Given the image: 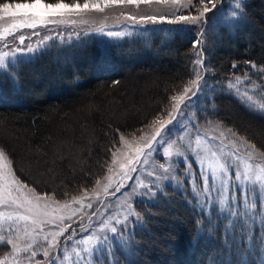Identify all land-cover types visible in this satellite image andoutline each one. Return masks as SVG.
Here are the masks:
<instances>
[{
  "label": "trees",
  "instance_id": "16d2710c",
  "mask_svg": "<svg viewBox=\"0 0 264 264\" xmlns=\"http://www.w3.org/2000/svg\"><path fill=\"white\" fill-rule=\"evenodd\" d=\"M29 2L31 0H2L12 5ZM64 2L83 3L84 0ZM216 2L218 9H226L229 3L228 0ZM243 3L246 16L239 27L225 30L215 39L210 37L207 42V62L215 69L214 73H209L215 81L210 93L214 103H203L202 109L207 108L205 124L231 128L264 151V115L250 111L225 84L227 80H234L233 72L244 75L249 67L245 61L264 65V0H243ZM189 12L194 14L193 9L183 13ZM193 37L194 30L186 29L149 41L132 38L106 45L107 48L98 43H86L75 49L63 47L49 53L45 51L40 57L20 65L18 87L10 82L0 83V148L6 150L15 175L37 194H48L59 201H71L91 191L106 174L113 157L111 151L116 150L120 136L136 137L147 130L144 126L165 108L169 97L179 94L187 85L193 75L195 50L190 48ZM233 63L237 64L236 69H232ZM248 74L264 84L257 70ZM68 123L70 128L75 125L73 130L69 128L72 132L67 129ZM64 127L67 128L64 130ZM63 142H67V147H62ZM53 145L59 147L55 152ZM56 151L61 161H52ZM72 151L79 153L75 154L76 158L80 157L79 170L77 165H71L73 160L68 161L75 156ZM18 153L23 158L18 157ZM17 164L23 166L18 169ZM190 198L187 193L177 192L160 196L150 209L152 214L148 217L146 233H138L140 251L134 259L139 264H238L239 259L233 258L232 249L247 253L244 245L233 246L232 241H228L231 256L227 261L222 259L226 253L224 239L219 231H197L194 221L198 216L185 202ZM5 247L9 248L0 246V260L7 255ZM117 260L119 264H128L118 246Z\"/></svg>",
  "mask_w": 264,
  "mask_h": 264
},
{
  "label": "snow or ice",
  "instance_id": "6c2138e0",
  "mask_svg": "<svg viewBox=\"0 0 264 264\" xmlns=\"http://www.w3.org/2000/svg\"><path fill=\"white\" fill-rule=\"evenodd\" d=\"M153 3L178 6V11L180 8L194 10V14L193 12L188 14L181 12L167 19L169 24H182L194 29V37L190 41V48L195 50L192 60L193 75L189 77L187 85L182 91L179 94L171 95L165 108L153 118L150 124L144 126L150 130L149 133L139 137L141 141L145 142L148 149L142 163L147 164L148 158L152 157L154 160L160 161L158 168L153 166L152 170L147 171L145 180L140 179L139 171L141 169L131 166L127 168V171H124L123 165L121 166L120 180L115 185L112 183L110 175L105 177L108 184L103 188L104 193L107 194L109 188L114 187L112 195L118 199L125 198L123 204L115 207L123 210L109 212L103 219L95 221V227L92 224L87 227L80 224L79 228L73 229L65 236L64 234L71 224L65 226L63 221L65 219L72 221L78 210L72 209L70 204L65 202L63 205L64 214L52 217L45 202V196L48 194H37L33 188L25 185L15 175L13 168L8 163L9 157L6 150L0 148V162H3L0 164V207L8 209V211H0V246H10V249L4 248L7 255L3 260H0V264H63L64 260L69 259V247L71 253L76 257L75 264H119L117 246L128 264H139L134 259L137 252L140 251L137 246L138 233H146L148 217L152 214L150 209L158 202L160 196L166 195L168 186L184 188L190 185L191 198L185 202L198 216V219L194 221L198 232L219 231L227 250L230 247L229 238L234 237L237 230L245 233V229H248V232L243 236V241L248 246H253L254 237L250 234V226L255 225L258 218L264 223V212L256 210L258 204L261 209H264V163H254L253 157L258 156L264 160V151L231 128L221 131L219 145L215 146V150L213 147H205L204 154L201 155L196 149H192L195 153V160L199 161L200 165H204L205 161H208L211 168V183L209 176L201 172L199 175L202 183L190 179L188 185L181 180L182 173L175 169L170 171L171 163H178V161L166 163L164 159L171 155L169 149L173 145H176L178 157L183 158L187 150H182L176 144L177 137H174L172 133V128L179 127L178 118L190 123L191 130L196 135L197 148L200 147L201 121L208 122L204 117L207 108L201 109L200 97H205L203 102L205 105L214 103L212 99H209V96L214 89L215 81H210L208 75L210 72L214 73L215 69L207 62V42L210 37L215 39L221 32L239 27L246 16V5L243 0H235L234 7L230 8L227 13L217 8L216 0H84L83 3H66L64 0L46 3L45 0H31L29 3H16L15 5L2 3L0 12L23 18L21 23L13 25V28L36 29L38 26L86 23V21H78L73 17H82L83 14L91 11L104 13L106 9L113 7L134 6L139 8L141 5ZM126 19L132 22L139 20L140 23L150 21L154 24L157 19L163 21L166 17L127 15ZM8 31L11 33V29ZM96 31L109 38L135 35L133 32H105L103 28ZM30 35L40 36L41 34L33 32ZM59 35L61 33L57 32V36ZM25 38V35L21 34L18 37L19 44L16 46H13L15 39L11 42L4 40L3 48L8 50H0V83L10 82L13 87H18V78L21 75L19 66L31 62L33 58L43 54L50 46H55V44H48V41L53 40V37L48 34L41 36V39L35 42V47L33 43L25 44ZM77 38H79V34H77ZM105 48H107L106 45ZM245 63L249 67L245 70L244 75H236L233 72L234 80L225 81L226 88L229 90L235 88L237 92H241L237 85L241 81H246L247 84L242 92V95L246 97L245 106L250 111L264 115V85L258 84L248 74L255 69L264 80V65H257L251 60L245 61ZM231 67L236 69L237 64L233 63ZM257 89L259 90L257 91ZM257 99L261 103L256 104ZM217 127L219 126L217 125ZM179 131V139H183V133L188 129L179 128ZM216 139V137H212L208 143L211 144ZM225 140L228 141L227 144H225ZM120 141L125 145L129 143L124 135L120 136ZM187 147L191 149V144L189 143ZM158 153L159 156H157ZM119 154L118 149L111 151L113 157ZM139 154L140 150H138ZM225 156L231 157V161L223 159ZM115 162V160L112 161L113 164ZM137 163H141V161L138 160ZM192 163L193 161L189 160L183 167L191 169ZM128 164L131 165L132 161L129 160ZM108 172H112L111 167L108 168ZM173 181L175 184L172 183ZM99 187L100 181L98 180L97 189ZM138 188L144 190L138 191ZM93 191L95 192L96 189ZM87 195L88 192L85 191L81 197H73L71 203L79 204ZM101 204L105 208L109 206L103 202ZM88 207L91 208V203ZM99 208L100 205L90 215H84H88V219L92 220L94 216L98 215ZM49 224L54 225L58 230L46 231ZM81 230L90 234L87 237L75 239ZM41 235L43 242L40 239ZM62 236L64 237L63 241L59 239ZM69 241H74V243L69 244ZM260 246L264 248V239H261ZM41 249H43V259H37ZM22 253L25 255H21Z\"/></svg>",
  "mask_w": 264,
  "mask_h": 264
},
{
  "label": "rangeland",
  "instance_id": "374dc122",
  "mask_svg": "<svg viewBox=\"0 0 264 264\" xmlns=\"http://www.w3.org/2000/svg\"><path fill=\"white\" fill-rule=\"evenodd\" d=\"M228 1L229 3H227L228 6L226 9H224L223 7L219 8L225 13H227L230 10V8H233L235 5V0H228ZM177 8L178 6H173L171 4H163V3H160V4L153 3L151 5H141L139 8H136L134 6H128V7H123V8L113 7V8L106 9L104 13H97L95 11H91L89 13L83 14L82 17H73V19H76L78 21L83 20V21H86V23L78 22L75 25H72V24L63 25L62 24L58 26L49 25L47 27L38 26L36 29H29L26 27L13 28V25H19L21 21L23 20V18L5 15L4 13L0 12V50L2 51L8 50V49L3 48L4 40L11 42L15 39V44L13 46L18 45L19 44L18 37L21 34H24L26 37L25 44L33 43L34 47L36 46L35 42L39 41L41 39V36L45 34L51 35L53 37V40L48 41L49 42L48 44L49 45L55 44V46L54 47L50 46L49 47L50 49H47L46 51L48 50L52 51V50H59L63 47L65 48V46L68 48H73V49L80 48L86 43H98V45L100 46L101 45L105 46V45H109L113 43L118 44L126 40H131L132 38H141L144 41H149L153 37H158V36L169 37L175 34L176 32H181L186 29L192 30L193 28L189 26H183L182 24H169L167 22V19H170L173 16L178 15L181 12L183 13L187 10L184 8H180L178 11ZM127 15H133L136 17L157 16V17H166V19L163 21L157 19L156 23L154 24L150 21L146 23H140L139 20H137L136 22L128 21L126 19ZM101 28H103L105 32L107 31L120 32V33L133 32L135 33V35L131 37L124 36L123 38H109L107 36H103L97 33L96 30L101 29ZM9 29H11V33H9L8 31ZM33 32H39L41 35L40 36L30 35ZM57 32H60L61 35L57 36ZM77 34H79V38H77ZM208 79L212 81L211 75H208ZM257 83L260 84L259 82ZM246 84H247L246 81H241L237 85V87L241 89V92H237L235 88L231 89L232 93L235 94V97L241 100L245 104H246V97L242 95V92ZM258 90L259 89H257V91ZM204 99L205 97L203 96L200 97L201 109H202ZM209 99H210V96H209ZM259 103H261V101L257 99L256 104H259ZM201 123H202V127L200 129L201 142H200V147L197 148L196 135L191 130L190 123L186 120L178 118L179 127L172 128V133L174 137H177L176 144L179 145L182 150L183 149H187V150L185 151L183 158L178 157L176 155V145H173V147L169 149L171 155L166 156L164 158L166 163L178 161V163H171L170 171L175 169L177 172L182 173L181 180L184 181L186 185H188V182L190 179L196 180L197 182H201L200 175H199V173L201 172L209 176L210 183H211V168L208 165V161H205L204 165H200V162L195 160V153L192 151V149H196V151L200 152L201 155L204 154L203 149L205 147H213L215 150V146L219 145L220 132L227 130L223 128L222 126L215 124V123L213 124L212 123L205 124L203 122ZM217 125L219 127H217ZM179 128L188 129V131H185L183 133V139H179V136H180ZM149 131L150 130L147 129L144 132H142L140 135L149 133ZM140 135L136 136L135 139H133V137L125 138L126 140L129 141L127 145H125L122 141H119L116 150L118 149L120 154L117 155L116 157H112L110 166H109L112 168V172L109 173L107 169L104 177L100 179L99 189H97V184H95L93 189H96V191L94 192L93 189L89 191L87 197H84L81 200V203L79 204L71 203L72 200L71 201H59V200H55V198H53L52 196H49V195L45 196V202L48 205V210L51 213L52 217H56V216L64 214L65 209L63 208V205L65 202H68L72 209L78 210L77 215L73 216L72 221H69L67 219L63 221L65 226H68L69 224H71V227H69L68 231L65 232L64 234L65 236H67L69 232H72L73 229L79 228L80 224H83L85 227H87L89 224H92V226L95 227V221L99 219H103L109 212L116 211V210H121V211L123 210V209H117L115 207L119 204H123L125 198L120 197L118 199L116 196H113L112 193L115 190L114 187L109 188L107 194L104 193L103 188L105 185L108 184V180L105 179V177L110 175L112 179V183L115 185L120 180V176L122 173L121 166L123 165L124 171H127V168L131 166H135L138 169H141L139 171L140 179L145 180L147 177V171L152 170L153 166L158 168L160 161L158 159L154 160V158L152 157L148 158L147 164L142 163L148 149H147V145L145 144V142L139 139ZM212 137H216L217 139L215 141H212L211 144H209L208 142ZM189 143L191 144V149H188L187 147ZM227 143L228 141L225 140V144ZM57 149L58 148L56 146L55 150ZM138 150H140L139 155H138ZM58 154L59 153L57 152V158L56 156L53 157L54 160L59 159L61 155L59 154L60 155L59 156ZM242 154H243V149H242ZM159 155L160 154L158 153L157 156ZM71 158L70 160L73 159ZM75 158L76 157H74L73 159L75 161H72V163H75L76 160L78 159L77 164L78 163L80 164L79 162L80 157H78L77 159ZM223 159L231 161L232 158L229 156H225L223 157ZM113 160L116 161L115 164L112 163ZM129 160L132 161L131 165L128 164ZM138 160L141 161V163H137ZM189 160L193 161L191 169H185L183 165L186 164ZM253 162L254 163H264V160H261V158L258 156H254ZM2 163L3 162H0V164ZM172 183L175 184V181H173ZM143 190H144L143 188H138V191H143ZM168 192L187 193L191 197L190 185L184 188H173L171 186H168L166 193ZM101 202L109 206L105 208L103 207ZM89 203H91V208L88 207ZM98 205H100L98 215L94 216L92 220H89L88 215L96 211ZM256 210L260 212H264V209H261L259 204L257 205ZM0 211H8V209L0 207ZM84 214H88V215H84ZM21 224H23V222H21ZM250 227H251L250 234L254 237L253 246L250 247L243 241V236L245 235V233L248 232V229H245V233H241L239 230H237V234L234 237H230L228 241H232L231 243L233 246H237V244L244 245V247H246L247 253L242 254L241 253L242 251L237 252L234 249H232L233 253L231 254L233 255V258H237V260L239 259L238 264H264V248L260 246L261 239H264V223H262L260 219L258 218L256 224ZM56 230L58 229H56L54 225L52 224H49L46 227V231H56ZM89 234H90L89 232L81 230L78 232L75 239H79L81 237H87ZM108 234L110 235V233ZM40 239H41V242H43L42 235ZM59 239L63 241L64 237L62 236ZM68 243L73 244L74 241H69ZM78 247H83V246H78ZM230 250L231 249L227 248L224 257L222 258V259H225V261H227L228 260L227 258L231 256V254H229ZM42 251L43 249H41L40 254L37 255L36 257L37 259H43ZM53 251H55V249H53ZM68 252H69V259L64 260L63 264H75L76 257L74 254L71 253L70 247L68 249ZM21 255H25V254L22 253Z\"/></svg>",
  "mask_w": 264,
  "mask_h": 264
},
{
  "label": "bare ground",
  "instance_id": "6f19581e",
  "mask_svg": "<svg viewBox=\"0 0 264 264\" xmlns=\"http://www.w3.org/2000/svg\"><path fill=\"white\" fill-rule=\"evenodd\" d=\"M48 43H49V42H48ZM65 48H66V46H65ZM48 49H50V48H48ZM63 50H64V49H63ZM63 50H62V51H63ZM65 50H66V49H65ZM50 51H51V50H50ZM44 52H45V51H44ZM48 53H49V50H48ZM52 53H53V52H52ZM65 53H66V51H65ZM43 54H44V53H43ZM53 54L55 55V52H54ZM57 54H58V53H57ZM61 54H62V53H61ZM50 55H51V54H50ZM45 56H46V55H45ZM52 56H53V55H52ZM37 57H38V56H37ZM39 57H40V55H39ZM110 57H111V56H110ZM108 58H109V57H108ZM106 59H107V58H106ZM74 122H76V124H77L78 121H77V120H74ZM61 123H62V122H61ZM58 124L60 125V123H58ZM62 124L64 125V124H66V123L63 122ZM72 124H73V123H72ZM70 125H71V124H70ZM70 125H69V123H68V125H67L68 128H67V127H64V130H65V128L69 129V128H70V127H69ZM74 126H75V125L73 124V125L71 126V128L74 127ZM60 127H61V126H60ZM56 128H57V127H56ZM61 128H62V127H61ZM71 128H70V129H71ZM74 128H75V127H74ZM67 129H66V130H67ZM70 129H69V131L72 132L73 128H72V130H70ZM7 130H8V129H7ZM7 130H5V131H7ZM64 130H63V131H64ZM55 131L58 132V129H57V130L55 129ZM55 131H54V132H55ZM7 132H8V131H7ZM85 132H86V131H85ZM8 133H9V132H8ZM55 133H56V132H55ZM67 133L69 134V132H67ZM58 134H59V132H58ZM58 134H57V135H58ZM85 134H86V133H85ZM86 136H87V134L85 135V138H86ZM88 137H89V136H88ZM52 138H53V136H52ZM83 138H84V137H83ZM9 139H10V138H9ZM54 139H55V134H54ZM58 139H59V138H58ZM58 139H56V140H58ZM12 140H13V139H12ZM82 140H83V139H82ZM16 142H18V143L20 144L19 141L16 140ZM61 142H62V141H61ZM81 142H83V141H81ZM22 143H23V142H22ZM25 143H26V142H25ZM58 143H60L59 140H58ZM19 144H18V145H19ZM65 144H67V142H66ZM65 144H64V142H63V143H62V147H63ZM83 144H84V143H83ZM83 144H82V147H83ZM18 145H16V146H17L16 148H18ZM59 145H61V144H59ZM85 145H86V144H85ZM21 146H22V145H21ZM21 146H20V147H21ZM65 146H66V145H65ZM20 147H19V148H20ZM52 147L55 148V145H53ZM52 147H51V148H52ZM66 147H67V146H66ZM71 147H73V145L70 146V148H71ZM22 148H23V147H22ZM57 148H59V147H57ZM60 148H61V146H60ZM70 148H69V150H70ZM74 148H75V152H76V147H74ZM77 148H78V147H77ZM23 149H25V148H23ZM52 149H53V148H52ZM52 149H51V150H52ZM62 149H64V151L67 152V149H65V147L62 148ZM81 149H82V148H81ZM81 149H80V150L78 149V150H79V151H82ZM59 150H60V149H59ZM71 150H72V148H71ZM71 150H70V151H71ZM52 151H53V150H52ZM79 151H77V152H79ZM54 152H55V149H54ZM56 152H57V151H56ZM66 152H65V154H66ZM71 153L73 154L74 152L72 151ZM61 154H62V152H61ZM68 154H69V153H68ZM75 154H76V155H79V153H74L73 155H75ZM19 155L21 156V153H18V157H19ZM55 155H56V154H55ZM58 155H59V154H58ZM63 155H64V154H63ZM76 155H75L74 157H77ZM24 156H25V154H24ZM51 156H54V155L52 154ZM51 156H50V160H51ZM59 156H60V155H59ZM59 156H58V157H59ZM18 157H17V158H18ZM21 157L23 158V155H22ZM21 157H20V158H21ZM54 157H55V156H54ZM63 157H64V156H63ZM68 157H69V155H68ZM74 157L72 156V158H74ZM17 158H16V156H15V159H17ZM22 158H21V159H22ZM25 158H26V157H25ZM28 158H29V157H28ZM28 158H27V159H28ZM56 158H57V155H56ZM72 158H71V159H72ZM21 159H20V160H21ZM64 159H65V157H64ZM64 159H63L62 162H64ZM75 159H77V158H75ZM17 160H18V159H17ZM17 160H16V161H17ZM55 160H56V159H55ZM55 160H53V161H55ZM66 160H67V158H66ZM69 160H70V158L68 159V161H69ZM72 160H73V159H72ZM16 161H15V162H16ZM47 161H48V159H47ZM58 161H61V160H58ZM70 161H71V160H70ZM73 161H75V160H73ZM17 162H18V161H17ZM21 162L23 163V159H22ZM26 162H27V160H26ZM26 162H25V163H26ZM29 162H30V159H29ZM31 162H32V160H31ZM50 162H51V161H50ZM77 162H78V159L76 160L75 163H71V162H70V163H71V165H72L73 167H74L75 165H77V168H78L79 163L77 164ZM19 163H20V161H19ZM57 163H58V162H57ZM23 164H24V163H23ZM29 164H30V163H29ZM44 164H45V163H44ZM53 164H54V163H53ZM58 164H59V163H58ZM73 164H75V165H73ZM27 165H28V164H27ZM32 165H33V164H32ZM34 165H35V164H34ZM41 165H42V164H41ZM51 165H52V164H51ZM16 166H18L17 168L19 169V167H20V166H23V165H21V164L18 165V164H17ZM24 166H25V165H24ZM42 166H43V165H42ZM44 166H45V165H44ZM48 166H49V165H48ZM79 166L81 167V165H79ZM31 167H32V166H31ZM31 167H29V169H30ZM56 167H57V165H56ZM56 167H55V168H56ZM41 168H42V167H41ZM57 168H59V166H58ZM32 169H33V168H32ZM44 169H45V168H44ZM75 169H76V168H75ZM79 169H80V168H78V170H79ZM30 170H31V169H30ZM35 170H36V168H35ZM35 170H32V171H34L35 173H36V171H39V170H36V171H35ZM49 170H50V168H49ZM51 170H52V169H51ZM51 170H50V171H51ZM57 170H58V169H57ZM32 171H30V172H32ZM34 172H32V173H34ZM52 172H53V170H52ZM55 173H56V171H55ZM57 173H58V172H57ZM45 175H47V174H45ZM48 175H50V173H49ZM54 175H55V174H54ZM47 177H48V176H47ZM56 177H57V179H59V178H58V175H57ZM42 178H43V176H42ZM51 178H52V176H51ZM47 179H48V178H47ZM52 179H53V178H52ZM54 179H55V178H54ZM54 179H53V181H54ZM45 180H46V179H45ZM48 180H49V179H48ZM42 181H44V180H42ZM56 182H57V180H56ZM45 183H46V182H45ZM47 183H48V182H47ZM49 183H50V180H49ZM53 184H55V183L53 182ZM81 185H82V184H81ZM81 185H80V186H81ZM84 185H86V184H83V186H84ZM70 189H71V188H70ZM75 189H77V188L75 187ZM75 189H74V190H75ZM78 189H79V187H78ZM71 190H72V189H71ZM66 191H67V190H66ZM68 191H69V189H68ZM72 191H73V190H72Z\"/></svg>",
  "mask_w": 264,
  "mask_h": 264
}]
</instances>
